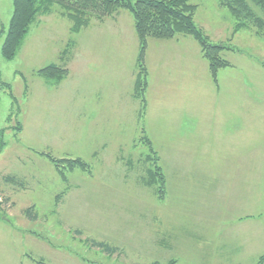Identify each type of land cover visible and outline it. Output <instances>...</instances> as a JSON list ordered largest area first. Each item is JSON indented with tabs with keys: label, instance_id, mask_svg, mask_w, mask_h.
Returning a JSON list of instances; mask_svg holds the SVG:
<instances>
[{
	"label": "rangeland",
	"instance_id": "374dc122",
	"mask_svg": "<svg viewBox=\"0 0 264 264\" xmlns=\"http://www.w3.org/2000/svg\"><path fill=\"white\" fill-rule=\"evenodd\" d=\"M190 3L229 65L215 79L191 36L149 39L142 103L130 12L74 34L55 6L6 60L14 4L0 0V264L262 263L264 33L221 0ZM51 64L67 69L55 85L38 73ZM144 138L164 188L144 181Z\"/></svg>",
	"mask_w": 264,
	"mask_h": 264
},
{
	"label": "trees",
	"instance_id": "16d2710c",
	"mask_svg": "<svg viewBox=\"0 0 264 264\" xmlns=\"http://www.w3.org/2000/svg\"><path fill=\"white\" fill-rule=\"evenodd\" d=\"M14 10L10 26L2 46V55L6 60H13L22 47L30 26L37 18L50 14L55 6L72 23L71 32L79 33L86 27L92 16H104L113 14L119 10L131 13L134 19L135 29L140 42L139 51V73L136 81V95L144 103V95L147 86V70L144 66V58L147 51L148 40H168L176 36H191L201 46L204 58L209 62L213 77L217 78V71L229 63L222 60L219 55L222 50H228L225 44H214L209 37L195 22V13L198 6L190 3V0H13ZM221 4L227 7L237 18V29L250 28L252 26L264 33V0H221ZM66 52V51H65ZM64 52V53H65ZM39 75L47 82L58 84L67 75V69L61 65L51 64L39 70ZM14 99L16 104L17 100ZM1 135V133H0ZM151 154L147 157V180L148 186L162 183L166 184V177L162 167L158 164L156 152L152 149V143L144 138ZM4 143L0 138V152ZM66 164V168H84L85 163L77 161H60ZM56 162V166L59 167ZM62 173V171H61ZM63 174V173H62ZM10 181L17 182V177H11ZM33 208L27 211V217L35 221L38 215ZM95 248L103 249L109 254L118 249L110 247L105 243L92 242ZM264 263V256L261 257ZM261 263V264H262ZM152 264H162L154 262ZM167 264H177L175 260Z\"/></svg>",
	"mask_w": 264,
	"mask_h": 264
}]
</instances>
